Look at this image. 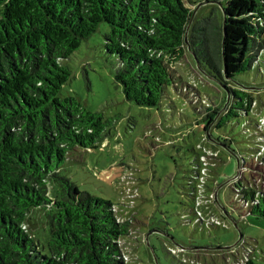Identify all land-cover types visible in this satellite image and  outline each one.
<instances>
[{
	"label": "trees",
	"instance_id": "16d2710c",
	"mask_svg": "<svg viewBox=\"0 0 264 264\" xmlns=\"http://www.w3.org/2000/svg\"><path fill=\"white\" fill-rule=\"evenodd\" d=\"M223 7L199 19L185 0H0V264H127L120 242L131 237V220L118 222L117 205L61 174L76 149H92L112 125L78 98L62 96L72 76L66 62L102 24L110 28L104 51L118 59L115 79L127 101L151 108L169 98L170 88L181 93L186 82L175 64L190 55L227 93L222 106L207 108L209 117L190 121L210 128L206 140L215 150L230 151L235 141L216 140L213 130L238 128L254 143L247 157L236 155L239 168L256 161L264 169L254 98L233 85L263 63L264 0H226ZM199 151L187 190L190 212L208 229L197 200L208 197L200 186L213 188L205 179L214 176L203 172L215 169ZM235 186L244 189L240 181ZM235 199L264 219V192L244 189ZM242 264L255 263L247 257Z\"/></svg>",
	"mask_w": 264,
	"mask_h": 264
},
{
	"label": "rangeland",
	"instance_id": "374dc122",
	"mask_svg": "<svg viewBox=\"0 0 264 264\" xmlns=\"http://www.w3.org/2000/svg\"><path fill=\"white\" fill-rule=\"evenodd\" d=\"M185 1L199 19L213 10L220 15L226 3ZM109 31V26L102 24L66 62L72 76L62 96L78 98L85 109L100 113L112 125L92 149H76L61 174L81 191L117 205L120 220H131V237L120 244L128 264H237L247 257L255 264H264V219L249 215L235 199L244 189L264 192L260 163L253 161L239 168L236 156L247 157L246 149L254 143L245 141L238 128L227 125L213 130L212 137L228 136L235 142L230 151L215 150L206 140L210 128L200 120L201 126L190 121L209 117L210 106H222L227 97L225 87L212 81L187 55L175 64L186 82L181 93L170 88L169 98L157 107L129 102L115 79L118 59L104 51V36ZM257 60L263 61L259 71L250 69L236 76L233 85L250 92L252 113L258 120L264 118V58ZM199 145L220 158L216 161L211 157L208 166L215 170L203 173L214 176V180L205 179L213 188L203 187V194L209 197H203L207 200L203 216L210 223L208 229L198 226L190 212L193 202L187 190L190 161ZM238 181L244 189L235 186Z\"/></svg>",
	"mask_w": 264,
	"mask_h": 264
},
{
	"label": "built area",
	"instance_id": "2783aa9c",
	"mask_svg": "<svg viewBox=\"0 0 264 264\" xmlns=\"http://www.w3.org/2000/svg\"><path fill=\"white\" fill-rule=\"evenodd\" d=\"M258 123H259V126H260V129H261V131L262 132H264V118H261V119H258ZM198 150H200V152H201V154L203 155V157H202V162L204 163V165L205 166H208V164H209V160L210 159H208V158H211V157H218L217 156V153L215 152H212L211 150H207L206 149V147H204V146H202V145H199L198 146ZM208 157V158H207ZM204 173V172H203ZM205 175V174H204ZM202 182H204V180L202 181ZM199 188H201V190H200V192H202L201 194L203 195V193H204V189H203V187H199ZM129 191V190H128ZM130 192V191H129ZM127 194H129L128 192H127ZM134 201H132V203H133ZM207 203V200L206 201H204V199L203 198H201V199H198L197 200V206H199V205H204V204H206ZM200 206V207H201ZM115 211H116V207H115ZM117 212V211H116ZM198 213V216H200L201 217V212L200 211H198L197 212ZM118 218V217H117ZM124 220H120L119 218H118V222H123ZM122 242H120V244H121ZM122 257H123V259H124V261L128 264V262H129V258L123 253V251H122ZM243 262H240V263H237V264H242Z\"/></svg>",
	"mask_w": 264,
	"mask_h": 264
},
{
	"label": "water",
	"instance_id": "95a60500",
	"mask_svg": "<svg viewBox=\"0 0 264 264\" xmlns=\"http://www.w3.org/2000/svg\"><path fill=\"white\" fill-rule=\"evenodd\" d=\"M187 34H188V31H187ZM186 42H188V40L186 39ZM197 65H198V67H199V64L197 63ZM217 195V194H216ZM241 238H242V236H241ZM149 241V240H148Z\"/></svg>",
	"mask_w": 264,
	"mask_h": 264
}]
</instances>
